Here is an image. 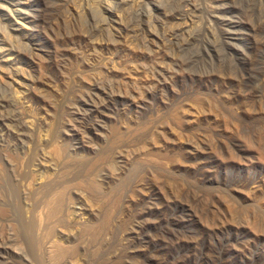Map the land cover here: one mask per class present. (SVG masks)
Instances as JSON below:
<instances>
[{
	"label": "rangeland",
	"instance_id": "obj_1",
	"mask_svg": "<svg viewBox=\"0 0 264 264\" xmlns=\"http://www.w3.org/2000/svg\"><path fill=\"white\" fill-rule=\"evenodd\" d=\"M0 264H264V0H0Z\"/></svg>",
	"mask_w": 264,
	"mask_h": 264
}]
</instances>
